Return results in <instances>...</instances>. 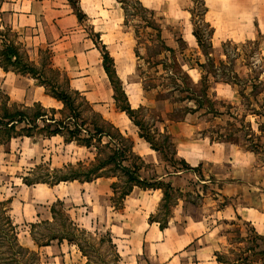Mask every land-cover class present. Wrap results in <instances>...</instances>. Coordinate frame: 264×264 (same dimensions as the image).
Masks as SVG:
<instances>
[{"label":"rangeland","instance_id":"374dc122","mask_svg":"<svg viewBox=\"0 0 264 264\" xmlns=\"http://www.w3.org/2000/svg\"><path fill=\"white\" fill-rule=\"evenodd\" d=\"M137 1L155 13L154 20L149 13L139 9ZM137 1L124 2L126 19L130 24L126 27L122 4L117 0H66L73 14L74 6L75 10H81L83 16L80 22L78 20L74 33L64 39L63 67L70 66L67 58L76 57V51L80 54L86 46L93 44L95 48H100V43L105 45L115 58L122 87L131 108L135 110L133 119L140 123L142 129L116 108L108 80L98 67L101 60L98 49L88 60L92 69L83 85L74 83L68 90V78H82L67 74L65 70H60L63 77L59 79H53L50 73L46 74L47 78L69 93L75 87L86 86L88 90L79 92L80 96L73 95L75 103L79 105L81 120H85L90 129L92 122L100 121L98 115L114 127L119 126L122 133L125 126L132 127V135L127 137L132 145L134 143L135 153H139L143 146L150 147L149 143L138 137L143 134L161 147L169 159L173 144L163 131L164 125L172 121L188 122L212 139L221 136L222 139L235 140L239 145L254 150L259 162H264V90L260 85L255 86L257 82L251 81L256 77L255 73L264 70V61L257 55L256 47L247 41H256L264 55V0ZM204 7L207 9L206 15ZM148 21H154L158 29L151 27ZM206 24L214 29L215 34L205 54L193 37V30L197 29L206 36L209 30ZM135 30L138 32L137 39L134 37ZM9 37L21 43L12 32ZM81 41V44H76ZM22 44L20 52L38 68L50 57L51 52L47 47L34 42ZM174 56L181 68L174 61ZM52 69L58 70V66L52 64ZM260 78L264 81V71ZM221 79L235 84L233 86L238 94L235 100L231 98L227 86L217 85ZM37 84L31 80L30 86L25 89L23 101L12 100L8 106L10 110L40 103L46 111L55 110V119H63L66 112L63 104L47 95ZM203 91H206L207 101L203 108L196 110L197 104L191 94L196 97ZM6 103V99L1 97L0 105ZM47 114L49 117L53 115L51 112ZM38 125L42 127L41 122ZM105 129L116 135L112 128ZM107 143L108 140L103 138L101 144L94 142L92 147L86 148L74 142H64L62 135L16 137L1 141L0 201L13 202L7 205L20 245L37 252L40 264H115L110 240L119 254L118 264H147L148 261L152 264L159 261L165 264L193 263V250L181 252L180 259L176 257L174 261H166L173 250L182 248L189 236L181 237L178 241L174 240L175 237H168L170 241L162 249L159 261L152 258L149 247L142 251L141 242L146 239L143 236L146 228L143 218H125L114 208L113 202H108L101 192L103 186L97 183L75 181L71 184L61 181L54 190L37 192L34 200L39 203L32 201L34 191L30 193V186L43 190V187L48 188L57 180H63V175L69 174L70 167L76 168L78 164L88 166L95 162L96 157L104 160L110 153L105 146ZM131 161L138 163L137 159ZM163 162L159 166L143 165L141 177L149 178L163 169L173 170L168 161ZM101 171L108 176L116 175L102 181L116 184L117 193L110 190L109 194L118 206V193L124 189L125 177L111 165ZM198 179H190L187 184L202 189L204 185ZM81 187L84 191L82 197L79 196ZM52 195L63 198L65 206L55 203ZM182 195L197 202L200 199L199 195L188 192ZM175 198L177 194L155 216L165 218L169 215ZM53 205L55 214L51 219ZM222 227L227 238L225 242L220 237L218 242V257L222 264H260L264 261V240L256 238L248 223L235 220L231 225ZM63 237L73 241L70 243ZM150 239H154L153 236H149L148 241ZM77 243L82 246L83 253L79 251ZM4 249L7 258L9 250L1 248V251ZM33 261L23 260L22 264H35Z\"/></svg>","mask_w":264,"mask_h":264},{"label":"crops","instance_id":"0c3cea01","mask_svg":"<svg viewBox=\"0 0 264 264\" xmlns=\"http://www.w3.org/2000/svg\"><path fill=\"white\" fill-rule=\"evenodd\" d=\"M0 22L3 27L11 30L17 41L21 42L19 44L22 47V43L33 42L47 47L51 52L49 54L51 66L56 64L59 71L65 70L67 74L81 76L82 79L78 78L77 80L75 78L71 80L67 77L70 89L74 83L83 85L87 81V76L92 69V64L88 60L94 55L95 51L97 52L95 45L86 46L80 54L76 51V57L67 58L68 62L71 63L70 66L63 67L64 39L69 38L70 33H74L73 30L76 29L75 27L78 24V19L67 5L66 0H0ZM214 34L215 31L213 36ZM102 36L103 34H101ZM81 43L82 41L76 44ZM261 55L264 57L262 52ZM113 59L117 72L118 66L114 57ZM98 67L106 76L102 67V60L98 61ZM31 80L36 81L11 71H5L0 67V100L1 97L5 98L7 106H10L12 100L23 101L26 95L25 89L30 86ZM219 84L229 88L231 98L234 100L237 98L236 90L231 84L217 82V85ZM37 85L38 88L45 90L44 87ZM73 89L77 92L88 90L86 86ZM164 126L163 131L169 136L173 144L175 156L183 160L189 167L199 168L198 172L172 173L163 169L162 172L151 176H158L159 180L163 179L170 182L174 190L179 192L168 225L163 230L159 228L156 222L149 221V217L157 212L161 203L163 197L161 189L144 190L133 187L123 200L122 207L118 209L119 213L125 215L127 219H130L131 216H140L139 219L141 220L143 218L146 226L143 236L146 239L141 242L142 251L149 247L152 258L157 261L161 259L162 249H165L170 241L168 237H175L174 240L178 241L181 237L189 236V240L182 248L173 250L167 256L166 261H174L176 257L180 259L181 252L193 250L194 258L191 264H222L218 257V242L220 237L225 242L227 241L223 225H231V222L235 220L244 221L252 227L256 236L264 237V162H259L258 154L255 151L233 142L213 140L210 136L200 133L199 128L192 123H175L172 121ZM118 127L115 128L118 129ZM125 127V129H122L123 133L118 129L121 134L125 137L132 135V127ZM138 137L142 139L139 135ZM134 147L133 143L132 150L134 154L140 157L145 166H159L163 162L161 154L150 147H141L139 153H135ZM171 173L172 175H170ZM105 178L112 179L113 177H101L83 184L97 183V185L103 186L101 192L111 203L109 191H112V183L102 181ZM193 178H197L204 187L195 189L189 186L187 181ZM74 182L67 181L65 183L73 184ZM58 185L54 184L48 188L43 187V190L37 189L39 187L30 186V193L34 191L31 195L32 201L39 203L34 200L37 192L42 191L45 193L44 189H47V191L54 190L58 188ZM81 188L79 196L82 197L84 191L83 187ZM186 192L199 195V201L183 196L182 194ZM52 197L55 203L59 201L62 206H65V204L63 205V198L61 199L55 195H52ZM49 198L50 196L47 197V199ZM10 203L13 202H8L9 206ZM65 212L68 213V211ZM50 218L53 219L51 212ZM149 236H153L154 239L148 241ZM147 264L152 263L148 261ZM157 264L165 263L159 261ZM260 264H264V261Z\"/></svg>","mask_w":264,"mask_h":264},{"label":"trees","instance_id":"16d2710c","mask_svg":"<svg viewBox=\"0 0 264 264\" xmlns=\"http://www.w3.org/2000/svg\"><path fill=\"white\" fill-rule=\"evenodd\" d=\"M117 1L122 4V8L125 13L124 25L128 27L130 24L126 19L127 11L126 5L124 3L125 0ZM137 5L139 6L140 10L149 13L154 20L155 13L153 11L147 10L139 1H137ZM72 8L77 19L80 22L83 13H81L80 9L75 10L74 6ZM203 12L205 15L206 7H204ZM147 23L149 25L151 24V27L158 29V27H155L156 25L154 24V21L153 23H151L150 21H148ZM206 27L209 28L206 36H203L197 29L193 30V37L196 39L198 47H200L204 53L206 52V49L208 47H211V38L214 33L213 28L209 24H206ZM10 33L11 30L7 27H3L0 22V42H2L0 43V46H2V50L0 51V67L5 71H11L21 76L36 80L40 86L45 88L46 93L50 97L63 104V110L67 113H63V119L59 120L55 119L54 117V109H51V111H46L44 107L39 103L34 104L32 107L15 110H10V108L7 106V103L4 105L2 104L0 105V143L1 141L10 140L11 138L16 137L31 138L37 136L52 137L56 135H62L64 142L66 143L74 142L83 147L90 148L94 145V142H98L101 144L102 139L106 138L108 140V143L105 146L107 149H109L110 153L104 160L96 157L95 162L90 163L88 166L78 164L76 168L70 167L69 174L63 175V180H57L56 184L61 181H79L81 183H84L91 182L101 177H115L116 175L114 174L108 176L101 171L111 165L114 168L119 169L122 173V176H124L126 180L124 189H122L118 193V198L120 199L118 206H116L114 200L111 199V202L114 203V208L118 210L122 207L123 200L131 192L133 187H138L144 190L161 189L163 192V197L156 212L158 215V213L160 212V208H165L166 204L172 199V196L174 194H179V192L174 190L170 182H167L163 179L159 180L158 176H153L148 179L142 178L141 169L144 164L141 161L140 157L133 154V145L130 139L121 134L118 129H116L112 124L106 122L99 115L98 118L100 119V121L92 122V128L90 129L87 126V122H85V120H81L79 105L75 103V97L73 96H80V93L77 91H72L71 93H69L64 91L60 87L55 86L52 82L54 80L50 79L52 80L50 81L47 78L46 74L50 73L53 79H59L60 77H63V75L59 70L52 69V66L50 65V57L48 56L45 64H41V68H38L34 63L30 62L29 58H26V56H24L20 52V48L22 47L21 44L12 40L9 37ZM96 37L99 38V35L96 34ZM134 37L136 39L138 38V32L136 30ZM248 43L256 47L257 55L262 61H264V57L261 55L259 44L256 41H250ZM100 44V48L97 49L101 55L102 67L111 87L112 99L115 103V106L120 112L125 113L134 125L139 127V129H142L140 123L136 122L133 119L135 110L131 108L128 97L122 87V82L117 75L114 59L106 49V46L102 43ZM174 61L176 62L177 66H180L181 68V65H179L175 56ZM201 66L202 64H200V67ZM263 71L255 73L256 77L251 80L252 82H257L255 83V86L260 85L262 91L264 90V81L261 80L260 75L261 73H263ZM220 82H225L231 84L232 86L235 85L228 79L225 81L224 79H221ZM68 90H70V87ZM191 95L193 97L192 100H194L197 104L196 110H199L205 106V102L208 98L206 91H203L198 96L196 95V97H194L193 94ZM48 112H51L53 115L49 117L47 114ZM38 122L42 123V127L38 125ZM105 127L112 128L116 132V135L113 136V134L111 132H108ZM140 137L143 138L147 143H149L152 150L161 154L163 161H168L171 164L170 166L173 168V170L171 171L172 173L183 171H190L193 173L198 172L199 168H191L183 160L178 159L175 156L174 150L172 152V157L168 159L163 149L156 146L149 137L143 134H140ZM213 140L229 141L238 144L231 138L226 137L222 139L221 136ZM134 159L138 160L137 164L131 161ZM172 173L170 175H172ZM116 187L117 186L115 183L111 185V189L114 194L117 193ZM176 201L177 198H175L173 206L175 205ZM56 203L62 206L61 202L57 201ZM7 204L8 202H0V264H22L23 260H34L33 262H35V264H40V259L37 252L20 245L17 238L15 226L13 225L12 219L9 214L10 208ZM54 207L55 205H53L50 210L53 218L55 214ZM156 213L149 217V221L156 222L159 228L163 230L168 225L171 213L165 216V218H159L158 216L156 217ZM256 238L264 240V237L256 236ZM55 239L59 240V238L57 237H55ZM62 239H66L70 243L73 241L68 237H63ZM109 242L111 244V249L114 252L115 264H118V261L120 259L119 254L116 253L115 246L113 245L112 240H110ZM76 245L79 251L83 253L84 250L82 246L79 243H77ZM1 248H6L9 250V256L7 258L4 256L7 254V252H5L6 250L4 249L3 251H1Z\"/></svg>","mask_w":264,"mask_h":264}]
</instances>
